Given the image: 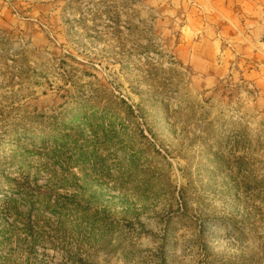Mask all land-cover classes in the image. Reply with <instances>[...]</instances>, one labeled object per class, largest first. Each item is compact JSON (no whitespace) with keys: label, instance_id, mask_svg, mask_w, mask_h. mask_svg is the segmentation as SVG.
<instances>
[{"label":"rangeland","instance_id":"obj_1","mask_svg":"<svg viewBox=\"0 0 264 264\" xmlns=\"http://www.w3.org/2000/svg\"><path fill=\"white\" fill-rule=\"evenodd\" d=\"M52 115L81 210L2 198L0 264H264V0H0V187Z\"/></svg>","mask_w":264,"mask_h":264},{"label":"trees","instance_id":"obj_2","mask_svg":"<svg viewBox=\"0 0 264 264\" xmlns=\"http://www.w3.org/2000/svg\"><path fill=\"white\" fill-rule=\"evenodd\" d=\"M132 113L133 110H131V114ZM47 119L50 120L48 124L49 132L44 130H33L31 132V137H29V144L33 145L35 149H40L42 151H26L24 154L16 152L12 157L14 159L22 158L24 161H34L43 166L45 163H49L53 169H48L42 166L34 167L33 165H30L28 169L22 167V169L19 170V176L9 181L8 189L0 187V200H2V198L12 200L15 195H19L30 203L32 210L40 209L59 215L64 213L63 217H77L81 209L76 201L77 195L75 193V187L79 182V177L74 172V168L79 166L80 162L85 163L88 160L89 154L77 152V149L73 148H69L73 153L68 154V151L65 148V143H60L64 139L59 136V133L62 132L64 128H67L64 121L66 118L61 115H52L47 117ZM59 120L62 121L64 128L61 127L60 123L58 124V122H60ZM73 123L76 124L77 121H73ZM34 124L36 123H32V126H34ZM71 127L74 128V125ZM71 130L77 131L75 128ZM77 140L78 139L75 137V144L77 143ZM43 158L46 159V161L41 162L40 160ZM30 167H32V169H29ZM31 172L47 173L49 180L45 187L38 185L36 175H33ZM61 187L71 189L70 192H72V195L59 204H53L50 199V196H52V190L50 191L46 189H57ZM42 189H45L44 192H42Z\"/></svg>","mask_w":264,"mask_h":264},{"label":"crops","instance_id":"obj_3","mask_svg":"<svg viewBox=\"0 0 264 264\" xmlns=\"http://www.w3.org/2000/svg\"><path fill=\"white\" fill-rule=\"evenodd\" d=\"M239 26L238 25H236V23L234 22V23H232V28L233 29H237Z\"/></svg>","mask_w":264,"mask_h":264}]
</instances>
